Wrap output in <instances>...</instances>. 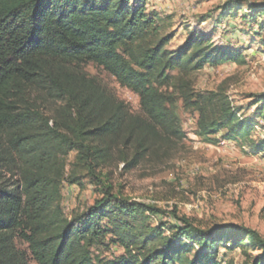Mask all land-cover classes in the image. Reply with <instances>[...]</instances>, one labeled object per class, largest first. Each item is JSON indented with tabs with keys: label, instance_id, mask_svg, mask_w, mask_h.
<instances>
[{
	"label": "trees",
	"instance_id": "trees-1",
	"mask_svg": "<svg viewBox=\"0 0 264 264\" xmlns=\"http://www.w3.org/2000/svg\"><path fill=\"white\" fill-rule=\"evenodd\" d=\"M147 4L0 0V264H264V237L255 230L199 226L174 212L175 222L153 225L150 218L163 211L109 188L83 212L62 214V184L77 183L66 172L70 152L103 186L96 169L115 149L129 170L156 144L183 137L177 100L197 113L196 135L204 142L221 135L264 152V140L252 136L255 124L223 92L196 93L187 79L205 66L245 65V56L193 32L168 50L172 36H159ZM246 8L241 18L248 24L264 19V4ZM221 10L236 15L243 6L236 1ZM87 64L135 94L139 113L90 77ZM252 97L255 116L264 119V94ZM109 246L121 253L94 254ZM236 251L237 262L230 258Z\"/></svg>",
	"mask_w": 264,
	"mask_h": 264
},
{
	"label": "rangeland",
	"instance_id": "rangeland-1",
	"mask_svg": "<svg viewBox=\"0 0 264 264\" xmlns=\"http://www.w3.org/2000/svg\"><path fill=\"white\" fill-rule=\"evenodd\" d=\"M236 1L243 12L222 16L221 9ZM249 4L262 5L264 0H148L147 12L156 14L160 37L172 36L168 50L180 48L193 32L206 37L213 46L241 51L245 65L205 66L187 79L196 93L223 92L240 110V116L255 124L252 136L259 141L264 140V119L255 116L257 106L251 104L252 96L264 94V19H258L256 25L242 19L249 14ZM83 69L123 101L133 115L139 113L135 94L94 65H84ZM176 113L183 137L156 144L129 170L115 149L113 156L96 169L103 186L76 164L75 154L70 152L64 158L66 172L77 183L62 184L59 205L63 216L83 212L101 198V190L109 188L116 196L163 211L162 216L150 218L153 225L175 222L174 212L199 226L237 224L264 237V152H254L249 144L223 141L221 135L216 137L217 143H206L196 135L197 113L183 109L180 100ZM120 253L116 246L94 249L95 255L106 258ZM230 256L236 262L240 258L238 251ZM29 264L35 262L30 260Z\"/></svg>",
	"mask_w": 264,
	"mask_h": 264
}]
</instances>
